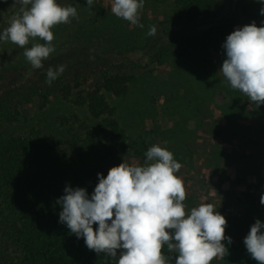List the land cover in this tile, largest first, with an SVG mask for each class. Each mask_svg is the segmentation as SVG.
Returning a JSON list of instances; mask_svg holds the SVG:
<instances>
[{
  "label": "trees",
  "instance_id": "1",
  "mask_svg": "<svg viewBox=\"0 0 264 264\" xmlns=\"http://www.w3.org/2000/svg\"><path fill=\"white\" fill-rule=\"evenodd\" d=\"M57 2L75 7L78 19L70 18V23L53 27L55 52L52 59L42 62V68L27 69L25 75L32 77L31 83L11 85L0 94V264H116L103 253L90 250L83 237L77 238L66 224L59 222L62 206L56 203L64 195L66 185L83 187L91 196L98 183V173L107 176L109 169L122 163L126 156L136 155L144 161L147 150L157 144L154 141L140 144L131 139L116 117V108L108 97L125 95L131 75L112 72V68L121 61L128 62L131 68H139V63L127 58L128 53L139 51H144L145 56L142 67L153 63L161 66L170 60L183 68L188 62L201 63L205 68L196 69L210 75L207 91L201 96L195 90L191 94L196 100L204 98L210 106L208 115L217 109L223 121L244 122L236 124L233 133L247 136L251 147L256 148L259 140L254 139L255 133L261 138L264 134L252 123L261 114H254L253 109L240 112L244 96L216 71L217 60L211 49H219L220 58L225 59L226 52L217 41H225L234 27L253 21L257 26L264 24V15L260 13L264 3L261 0H172L171 11L162 21L141 16L144 28H140L106 12L97 0L91 11L87 0ZM10 5L1 10L9 18L19 11L14 0ZM151 25L157 28L155 36L147 35ZM57 30L59 33L55 34ZM172 31L177 33L172 35ZM62 34L67 35L57 42L56 36ZM70 39L78 46L76 51L59 57L68 51L63 49ZM112 58L118 61L113 63ZM83 60L91 62L90 68H72ZM60 65L64 66L63 74L51 85L47 84V70H55ZM187 68L194 67L189 64ZM90 76L98 82L90 89L79 88L73 100L88 113L87 137L81 138L77 133L68 137L72 129L66 127L79 120L75 114L55 117L48 129L31 122L27 112L29 103L40 100L38 107L41 108L58 94L70 100L74 89ZM215 91L226 93L223 103L212 98ZM261 107L257 106L256 110ZM213 154L218 159L224 156L220 148ZM244 197L243 219L230 220L226 225L225 236H230L232 243L224 240L228 254L219 258L218 264H258L248 253L244 237L251 223L257 219L264 221V205L260 203V195L245 193ZM121 251L117 250V256ZM163 251L167 254L166 246Z\"/></svg>",
  "mask_w": 264,
  "mask_h": 264
},
{
  "label": "clouds",
  "instance_id": "2",
  "mask_svg": "<svg viewBox=\"0 0 264 264\" xmlns=\"http://www.w3.org/2000/svg\"><path fill=\"white\" fill-rule=\"evenodd\" d=\"M264 3V0H261ZM19 11L0 32V41L24 48L23 55L34 69L43 67L55 46L53 27L77 18V9L62 6L57 0H14ZM94 0H87L92 10ZM144 0H113L111 11L118 17L144 28L140 10ZM260 13L264 15V7ZM157 28L149 26L148 36ZM31 41V47H25ZM43 41V43L39 42ZM226 52L220 72L234 90H239L256 106L264 104V24L255 21L227 35L222 45ZM64 66L49 68L46 83L64 72ZM143 164L123 159L98 173V183L89 196L83 187L66 185L57 204L62 206L59 222L66 224L77 238L97 254L103 253L116 264H211L224 258L228 249L222 241L227 220L213 203H201L190 210L185 203L186 187L176 175L182 164L172 151L160 144L146 152ZM264 205V195L260 198ZM94 224L98 225L94 229ZM264 222L257 219L244 237L248 253L264 264ZM167 249V254L163 251ZM122 249L119 256L117 250Z\"/></svg>",
  "mask_w": 264,
  "mask_h": 264
},
{
  "label": "rangeland",
  "instance_id": "3",
  "mask_svg": "<svg viewBox=\"0 0 264 264\" xmlns=\"http://www.w3.org/2000/svg\"><path fill=\"white\" fill-rule=\"evenodd\" d=\"M99 1L106 12L112 13L113 0H97L98 3ZM10 2L11 0H0V32L8 26L10 20L1 10L10 8ZM171 8L172 0H144L140 17L146 16L155 22H160L170 13ZM236 10H240L239 6H236ZM123 22L131 24L125 20ZM58 33L57 30L55 34ZM175 33L177 32H171L172 35ZM64 35L67 34L58 37L55 35V40L60 41ZM34 42L36 41H31L25 47H31ZM39 42L43 43V41ZM74 42L70 39L63 49L68 51L64 54L60 53L59 57L74 53L78 47ZM217 42L221 45L224 43L223 40ZM23 52L24 48L10 41H0V78L2 79L0 94L11 85L31 83L32 77L25 74L28 68L33 67ZM211 52L217 60L216 71L223 75L220 69L224 59L220 58L222 55L219 49L214 47ZM52 57L53 55L50 54L47 60ZM127 58L139 63L140 67L131 68L128 62H118L117 67L112 68L111 71L131 75L129 90L121 97L109 96L108 99L116 108V117L129 137L140 144L154 141L173 152L174 158L182 164L176 175L182 177L185 183L187 210L201 203H213L217 211L225 216L227 225L230 220L243 219L246 208L245 193L252 196L264 195V138L255 133L254 139L259 140V143L253 148L247 136L233 133L235 125L245 124L244 122L223 121L217 109L214 110L213 115H208L210 106L204 98L196 100L195 95L191 94L195 90L196 95L201 96L207 91L210 75L208 73L204 75L205 71L198 70L205 68L201 63L188 62L194 68H187L189 64L183 68L182 65L174 64L170 60L161 66L153 63L142 67L144 51H139L138 54L128 53ZM117 61L114 59L111 62ZM45 62L47 61H43ZM90 64L89 60H83L74 64L72 68H90ZM96 82H98L96 77L87 78L82 86L74 89L70 100H65L58 94L50 97L49 102L41 108L38 107L40 100H33L27 105L31 122L48 129L55 117L75 114L79 120L66 127L72 129L68 137L75 133L81 138L87 137L86 134L90 132L88 113L73 100L79 88L90 89ZM243 96L240 112L252 109L254 114L260 112V117L255 119L252 126L260 127L264 134V104H261L262 107L257 111V106L247 96L244 94ZM226 97L224 91H215L212 98L223 103ZM219 148L224 154L220 159L213 154ZM123 159L129 163L144 162L142 157L136 155L126 156ZM218 260L219 257L214 258L211 264H218Z\"/></svg>",
  "mask_w": 264,
  "mask_h": 264
}]
</instances>
